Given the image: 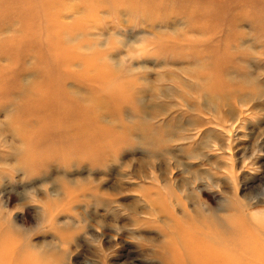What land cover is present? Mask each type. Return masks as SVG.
<instances>
[{
  "label": "rangeland",
  "instance_id": "rangeland-1",
  "mask_svg": "<svg viewBox=\"0 0 264 264\" xmlns=\"http://www.w3.org/2000/svg\"><path fill=\"white\" fill-rule=\"evenodd\" d=\"M197 228L264 264V0H0V264H168Z\"/></svg>",
  "mask_w": 264,
  "mask_h": 264
},
{
  "label": "bare ground",
  "instance_id": "bare-ground-1",
  "mask_svg": "<svg viewBox=\"0 0 264 264\" xmlns=\"http://www.w3.org/2000/svg\"><path fill=\"white\" fill-rule=\"evenodd\" d=\"M64 105H67V104L64 103L62 106ZM46 106L51 111L54 108V106L52 105L51 106L46 105ZM201 229H203V227ZM197 233H199L200 236L198 235L196 237L195 235H193L192 233L188 231H180V239H182L181 243H182L183 252H184L183 254L184 256L187 257L188 264H247L243 260L238 259L236 255L227 256L224 253L218 251L216 249L217 247L213 243V242H215L216 244L223 243L226 247L236 249V247L234 246L235 244L232 245L231 241L224 243L223 240L212 239L214 241L210 243V242H207L208 236H206L207 235L206 233H204L200 229H198ZM263 249H264V246H263ZM256 252H258V247H257V250L253 251V253H256ZM184 256H181L180 254H177L173 250H171L170 254L166 253L165 258H167V260L169 261L168 264H186L185 262L183 263V259H181V258H184ZM254 256L257 257V253L254 254ZM258 258H261V260L264 261V254L261 256L259 255Z\"/></svg>",
  "mask_w": 264,
  "mask_h": 264
}]
</instances>
